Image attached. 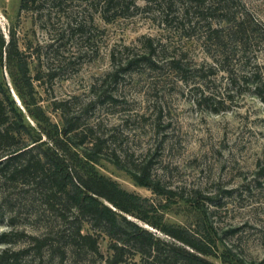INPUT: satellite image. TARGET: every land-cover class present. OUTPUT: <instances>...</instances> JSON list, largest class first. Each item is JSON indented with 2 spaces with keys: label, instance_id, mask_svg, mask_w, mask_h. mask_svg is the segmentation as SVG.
<instances>
[{
  "label": "rangeland",
  "instance_id": "obj_1",
  "mask_svg": "<svg viewBox=\"0 0 264 264\" xmlns=\"http://www.w3.org/2000/svg\"><path fill=\"white\" fill-rule=\"evenodd\" d=\"M212 2L206 0L203 14L186 15L182 0L168 14L158 5L148 9L145 1L137 0L138 12L130 9L129 16L107 23L95 11L85 12L84 5L69 0L59 12L83 17L93 29L92 37L88 42L75 37L57 43L59 49L53 52L46 46L56 38L54 27H66V18L52 15L51 22L44 23L36 13L21 11V0H0V45L16 40L21 50L32 48V76L56 73L52 81L44 77L33 82L42 114L31 107L37 117L29 116L17 93L21 83L15 64L4 61L0 76L26 124L44 140L55 126L62 128L59 113L52 108L54 100L76 98L74 109L79 110L108 90L117 105L98 104L84 121L101 124L102 133H114L115 148L134 155L136 162L152 160L155 179L165 192L173 191L154 193L101 158L99 173L141 198L131 215L119 213L161 238H167L161 229L172 226L207 243L212 250L209 260L215 264H264V103L252 93H240L247 88L243 75L258 67L264 73V0H230L210 12L207 6ZM43 8L44 13L50 10ZM236 20L246 21L245 46L234 34ZM136 57L152 58V64L142 63L114 79ZM173 60L186 69V79L172 69ZM7 218L1 209L0 237L11 231ZM32 220L22 215L16 231L43 236V224ZM9 238L14 243L0 240V253L8 247L24 249L30 242L26 237ZM51 239L57 242L59 236ZM100 247L109 254L106 238ZM81 262L83 258L76 260ZM65 264L74 262L69 259Z\"/></svg>",
  "mask_w": 264,
  "mask_h": 264
},
{
  "label": "trees",
  "instance_id": "obj_2",
  "mask_svg": "<svg viewBox=\"0 0 264 264\" xmlns=\"http://www.w3.org/2000/svg\"><path fill=\"white\" fill-rule=\"evenodd\" d=\"M66 1L69 0H21V11L36 13L40 21L44 19V23L51 22L53 16L67 19L66 27H54L56 38L46 46L48 51L57 52V43L75 37L84 42L91 40L93 29L87 27L83 17H67L59 12ZM72 1L84 5L85 12L90 9L95 11L107 23L129 16L130 9L135 11L133 14L139 10L137 0ZM143 1L148 9L158 5L168 14L179 0ZM182 1L186 15H190L191 11L203 14L202 8L207 4L206 0ZM229 3L230 0H213L207 10L216 12ZM44 6L50 8L46 13L43 12ZM235 23L234 34L240 35L245 46L248 43L246 21L236 20ZM152 46H148L151 51ZM31 49L21 50L16 40L3 41L0 45V67L4 61L17 66L21 83L17 93L29 116L36 118L31 107L41 114L42 108L33 82H41L44 77L52 81L56 73L50 70L45 76L41 73L32 76L29 65L33 55L29 53ZM112 57L115 63V54ZM149 57L127 61L114 74V79L142 63L152 64ZM170 64L182 79H186V69L181 62L173 60ZM230 76L233 84L235 78L233 74ZM243 83L247 88L240 93H252L264 103V73L260 67L243 75ZM73 100L52 102L53 110L59 113L62 128L55 126L54 133H48V139L44 140L43 135L34 134V129L26 124L25 114L12 99L0 76V210H6L11 228L9 233L1 235L0 240L6 245L15 241L10 236L26 237L30 241L24 249L5 248L0 253V264H65L69 259L76 264L79 258H83L81 264H92L89 258L99 259L96 264H215L209 260L212 250L207 243L191 238L172 226L161 229L167 237L161 238L119 213L131 215L141 198L100 174L97 164L101 158H107L118 168L129 172L139 185L150 188L154 193L171 195L173 191L165 192L155 179L152 160L136 162L134 155L115 148L117 141L114 133H102L101 124L84 121L85 115L98 104L117 105L115 96L108 90L102 91L96 100L79 110L74 109ZM22 215L28 221L33 219L34 224H43L46 233L37 237L24 231L17 232ZM51 236H59V240L55 242ZM104 238L108 240V255L100 247ZM136 257L139 262H135Z\"/></svg>",
  "mask_w": 264,
  "mask_h": 264
}]
</instances>
